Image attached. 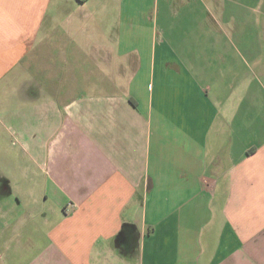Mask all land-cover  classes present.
Returning a JSON list of instances; mask_svg holds the SVG:
<instances>
[{
    "label": "crops",
    "instance_id": "obj_1",
    "mask_svg": "<svg viewBox=\"0 0 264 264\" xmlns=\"http://www.w3.org/2000/svg\"><path fill=\"white\" fill-rule=\"evenodd\" d=\"M0 264H264V0H0Z\"/></svg>",
    "mask_w": 264,
    "mask_h": 264
},
{
    "label": "trees",
    "instance_id": "obj_2",
    "mask_svg": "<svg viewBox=\"0 0 264 264\" xmlns=\"http://www.w3.org/2000/svg\"><path fill=\"white\" fill-rule=\"evenodd\" d=\"M78 1H80V2H84V1H86V0H78Z\"/></svg>",
    "mask_w": 264,
    "mask_h": 264
}]
</instances>
